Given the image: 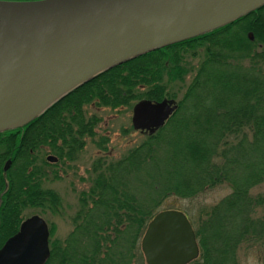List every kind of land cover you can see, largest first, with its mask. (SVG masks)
Listing matches in <instances>:
<instances>
[{"label":"trees","instance_id":"16d2710c","mask_svg":"<svg viewBox=\"0 0 264 264\" xmlns=\"http://www.w3.org/2000/svg\"><path fill=\"white\" fill-rule=\"evenodd\" d=\"M260 42L264 3L212 30L126 59L25 124L0 130V245L17 230L24 208L55 211L59 206L57 193L41 184L46 161L36 162V149L45 146L58 159L73 160L100 120L86 114L83 104L93 100L95 108H114L160 100L162 78H181L182 53L199 47L203 57L163 125L146 132L120 158L92 161L73 227L64 243H51L44 264H131L163 199L197 198L218 185L229 191L215 202L180 209L199 248L187 264H237L242 247H254L264 264V191H251L264 181V52L255 49Z\"/></svg>","mask_w":264,"mask_h":264},{"label":"water","instance_id":"95a60500","mask_svg":"<svg viewBox=\"0 0 264 264\" xmlns=\"http://www.w3.org/2000/svg\"><path fill=\"white\" fill-rule=\"evenodd\" d=\"M263 3L0 0V130L25 124L70 90L126 59L212 30ZM176 106L165 98L140 99L132 105L131 126L152 132ZM9 162L4 161L3 170ZM47 238L41 216L25 217L0 245V264H44ZM139 248L145 264H187L199 251L187 216L175 208L152 215Z\"/></svg>","mask_w":264,"mask_h":264},{"label":"rangeland","instance_id":"374dc122","mask_svg":"<svg viewBox=\"0 0 264 264\" xmlns=\"http://www.w3.org/2000/svg\"><path fill=\"white\" fill-rule=\"evenodd\" d=\"M248 34H251L249 37ZM248 39H252L251 31L247 32ZM257 51L264 52V43H257ZM185 72L181 78H170L164 76L162 82L165 85V93L162 98L170 99L177 103L180 99L186 85L194 75L195 69L203 54L201 48L195 47L193 50H187L182 53ZM139 88V87H137ZM145 90L141 87L137 90ZM161 98V99H162ZM156 101V100H153ZM136 102V101H135ZM134 101L126 106L96 107L93 100L83 104L86 114L95 113L100 117L95 127V135L92 139L85 137L83 147L76 153L73 160L61 158L56 160L55 164L46 166L48 172L46 180L42 186L53 189L59 197V206L55 211L45 209L38 211L34 207L24 208L20 216L25 218L30 214H40L48 224L50 244L59 245L64 243L67 233L72 229V217L77 209V197L81 190L89 185L90 165L96 157H102L106 161L115 160L138 144L145 136V131L133 129L130 122L132 105ZM99 138H105L100 145L95 144ZM36 162H41L44 155L54 154L48 147L36 149L33 152ZM55 155V154H54ZM56 156V155H55ZM8 159V158H7ZM6 160V159H5ZM229 191L225 185L214 186L201 194L197 198H180L177 196H167L160 203V208L173 207L179 210H194L200 203H212ZM252 192H263L264 181L251 188ZM50 246V245H49ZM139 252V253H138ZM137 257L133 258L131 264H145L140 248L138 246ZM237 264H262L258 258V252L254 247L240 248L237 251Z\"/></svg>","mask_w":264,"mask_h":264},{"label":"flooded vegetation","instance_id":"af4514ba","mask_svg":"<svg viewBox=\"0 0 264 264\" xmlns=\"http://www.w3.org/2000/svg\"><path fill=\"white\" fill-rule=\"evenodd\" d=\"M13 129V128H12ZM42 148H44V147H42ZM47 156H53V157H55V160H49L48 158H47ZM9 159V158H8ZM10 160V159H9ZM56 160H57V157L54 155V154H48V155H44V161H46V164L44 165V166H49L48 164H50V163H54L55 164V162H56ZM5 161V160H4ZM3 161V162H4ZM10 163V162H9ZM41 163V162H40ZM39 163V164H40ZM47 174H48V172H47ZM47 176V175H46ZM45 176V177H46ZM45 177H42L41 178V184H42V182L43 181H45L46 180V178ZM42 217V216H41ZM47 224V223H46ZM47 228H48V230H49V227H48V224H47ZM47 243H48V249H49V245H51L50 244V239H49V234H48V238H47Z\"/></svg>","mask_w":264,"mask_h":264}]
</instances>
